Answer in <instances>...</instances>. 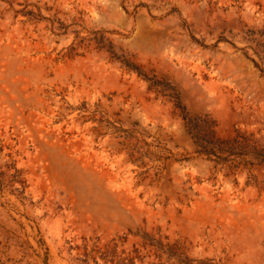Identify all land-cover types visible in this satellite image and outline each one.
<instances>
[{"label": "rangeland", "instance_id": "374dc122", "mask_svg": "<svg viewBox=\"0 0 264 264\" xmlns=\"http://www.w3.org/2000/svg\"><path fill=\"white\" fill-rule=\"evenodd\" d=\"M27 5L65 35L18 13ZM97 31L222 134L264 141V0H0V264H95L86 255L114 245L144 256L133 235L145 233L198 264H264L263 178L215 179L200 161H174L192 145L173 103L82 46ZM97 107L125 129L138 123L173 159L131 163L94 131Z\"/></svg>", "mask_w": 264, "mask_h": 264}, {"label": "trees", "instance_id": "16d2710c", "mask_svg": "<svg viewBox=\"0 0 264 264\" xmlns=\"http://www.w3.org/2000/svg\"><path fill=\"white\" fill-rule=\"evenodd\" d=\"M18 13L38 23L47 20L39 12L29 9L28 5ZM47 21H50L53 34L65 35L67 27L62 22L57 19ZM55 23L59 24L58 27H55ZM105 34L104 31L94 32V36L86 43L84 38L80 40V43L86 47L94 45V49L106 53L110 61L116 62L129 72L136 73L147 83L148 90L156 97L173 103L175 115L183 122V127L192 145V150L188 153L189 157L174 159V161H200L208 166L211 177L215 179L222 174L225 178H232L235 181L239 176H246L248 183L258 184L261 178L264 181V141L262 139L239 128L222 134L217 120L209 114L190 110L184 105L180 92L171 82L160 77L155 70L138 65L127 53H118ZM74 49L72 47L71 51ZM89 121L96 124L93 129L99 136L103 138L110 136L116 139L119 146L118 152H125L133 164L146 167V160L165 163L173 159L171 151L160 141H147L151 136L141 129L138 123H132L130 128L125 129L121 121L106 119V115L99 107L90 114ZM167 153L170 155L168 156ZM13 170L12 182L19 186L16 192L22 200H26V180L22 178L20 171L16 168ZM3 188L4 183L0 173V190L2 191ZM133 236L141 238V247L147 251L146 255L140 256V250L136 245L129 253L125 250L119 251L118 246L114 245L104 250H93L96 257H89L87 254V260L92 259L95 264H138V262L144 264L146 258H153L157 263L148 262V264H198L186 255L178 243H170L168 238L163 239L161 236L155 237L148 233ZM99 260L102 263H99Z\"/></svg>", "mask_w": 264, "mask_h": 264}]
</instances>
